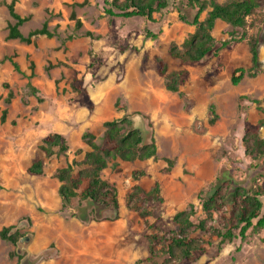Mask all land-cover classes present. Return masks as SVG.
I'll return each mask as SVG.
<instances>
[{
    "label": "rangeland",
    "instance_id": "374dc122",
    "mask_svg": "<svg viewBox=\"0 0 264 264\" xmlns=\"http://www.w3.org/2000/svg\"><path fill=\"white\" fill-rule=\"evenodd\" d=\"M3 1L11 0H0V22L12 23ZM83 1L16 0L15 11L30 17L19 28L24 36L44 21L57 35L39 36L29 45L0 40V233L9 229L7 235L15 238H0V264H20L27 253L31 259L40 256L36 264H134L148 257L145 236L171 228L175 213L192 204L196 217H202L197 194L208 193L221 170L228 169L235 179L252 172L241 139L245 122L254 125L264 117V0L246 19L245 28L247 38L260 40L261 73L245 75L235 87L230 84L233 70L250 65L247 41L198 63L170 56V47L180 46L194 30L178 19L176 6L184 0H168V7L154 13L152 21L110 17L104 13V0L74 5ZM71 12L80 30L74 29ZM230 30L217 21L212 35L225 40ZM85 31L91 32V39L81 35ZM4 57H12L26 75L33 62L35 76L27 80L1 61ZM157 58L168 72H185L177 93L165 90ZM48 63L61 65L47 70ZM8 92L12 98L5 103ZM210 104L217 115L212 125ZM124 114L131 115L144 134L149 132L146 142L154 139L156 154L145 161L116 160L115 167L109 163L100 178L115 188L118 208L107 207L101 219L91 208L84 220L87 199L78 191L63 206L55 172L82 160L88 150L83 133L99 138L104 122ZM259 132L264 138V126ZM53 133L64 137L68 150L46 157L39 150L41 139ZM167 160L173 162L168 171ZM37 161L42 174L29 175L27 169ZM155 184L162 203L149 207L141 219L127 209V195L135 186L149 191ZM21 222L26 228L17 229ZM27 233L32 242L17 256L16 241ZM205 241L206 252L190 264H264V230L248 233L243 242L233 240L220 251L215 249L216 238ZM162 259L142 264H161Z\"/></svg>",
    "mask_w": 264,
    "mask_h": 264
},
{
    "label": "trees",
    "instance_id": "16d2710c",
    "mask_svg": "<svg viewBox=\"0 0 264 264\" xmlns=\"http://www.w3.org/2000/svg\"><path fill=\"white\" fill-rule=\"evenodd\" d=\"M263 0H184L176 6L178 19L193 27L180 46L172 45L169 54L172 58L179 59L183 63H198L218 53L232 44L247 41L250 54L248 68H236L230 77V84L237 86L245 75L253 78L261 73L258 58L260 40L247 38L246 19L260 9ZM16 0L9 3L5 1V7L9 18L13 21L6 26V41L17 40L29 45L39 36L46 38L55 37L56 32L48 29L47 21L40 28L31 30L24 36L20 27L29 21L30 17L20 16L15 11ZM86 0L77 6L84 5ZM104 13L110 17L128 19L142 17L152 21L153 14L161 12L168 7V0H104ZM204 15L203 19L201 16ZM70 19L74 21V29L80 30L81 23L71 12ZM217 21L225 23L231 30L228 38L217 41L212 32ZM83 37L92 38L89 31L82 32ZM147 36V34H146ZM154 37V36H151ZM70 39V37L68 38ZM8 61L16 73L21 74L27 80L35 76L34 63L29 62V74H24L19 65L12 57H4L1 61ZM1 63V62H0ZM48 63L47 70L57 67ZM156 71L164 77V88L171 93H177L183 83L184 71H167L166 64L159 58L156 59ZM31 91L34 89L27 84ZM73 91H78V86L71 85ZM12 98L11 92L7 93L5 103ZM37 101L40 100L37 98ZM258 104V101H252ZM258 111L263 113L261 108ZM213 124L217 115L215 106L209 105ZM6 110L2 112V116ZM264 126V117L256 124L244 123L243 136L241 139L245 157L252 162V172L243 179H235L228 169L221 170L214 178L208 193L199 192L197 201L200 206L202 217H196L195 207L190 204L187 209L179 211L172 216V227L154 234L146 235L148 243V257L137 260L134 264L144 262L152 263L157 257L163 256L161 264H190L199 255L206 252L205 238H216V251H220L225 245L233 240L243 242L248 233H257L264 230V138L260 136V129ZM103 133L96 138L92 134L83 133L81 141L88 148L84 152L81 161H73L65 168L55 172V178L60 182L58 189L62 205L67 206L70 200L80 191L84 200L103 203L106 207L117 210L118 203L115 188L100 178V173L105 170L109 163L116 166V160L122 162L145 161L153 158L156 154L154 139L150 137L147 142L143 141L140 129L134 127L132 116L124 114L103 123ZM39 150L46 156L62 155L68 150L64 137L60 134H49L41 139ZM80 150L75 152L78 155ZM168 169L173 162L167 160ZM29 175H41L42 163L37 161L28 169ZM136 177V175H134ZM162 198L159 196V187L155 184L149 191L135 186L127 195L126 207L135 211L141 219L148 216V208L160 206ZM9 229H3L0 233L2 240L15 242L14 236H8ZM238 249H236L237 251Z\"/></svg>",
    "mask_w": 264,
    "mask_h": 264
},
{
    "label": "water",
    "instance_id": "95a60500",
    "mask_svg": "<svg viewBox=\"0 0 264 264\" xmlns=\"http://www.w3.org/2000/svg\"><path fill=\"white\" fill-rule=\"evenodd\" d=\"M134 127L140 129L143 141L146 142V139L150 135L149 132H146L144 134L140 127L138 126H134ZM91 208L94 210V217L96 219H101L103 216V213L107 210V207L103 203H98V202H94V201L87 199V201L85 202V206L83 208L82 219L84 220L87 219V211L90 210ZM26 226L27 225L24 222H21L20 224H18L17 229H24L26 228ZM11 233H14V230H11ZM32 239H33V236L30 233H27L21 236L20 238H18V240L16 241V249H15V253L17 256L21 257L23 256L24 253L27 252V247L31 244ZM39 259H40V256H38L35 259H31L30 255L27 253V255L20 260V264H36Z\"/></svg>",
    "mask_w": 264,
    "mask_h": 264
},
{
    "label": "crops",
    "instance_id": "0c3cea01",
    "mask_svg": "<svg viewBox=\"0 0 264 264\" xmlns=\"http://www.w3.org/2000/svg\"><path fill=\"white\" fill-rule=\"evenodd\" d=\"M10 19V18H9ZM9 21V20H8ZM10 22V21H9ZM8 23V22H7ZM7 23L4 22H0V40H2V38H5L7 31H6V26ZM16 40H10L8 42H14Z\"/></svg>",
    "mask_w": 264,
    "mask_h": 264
},
{
    "label": "bare ground",
    "instance_id": "6f19581e",
    "mask_svg": "<svg viewBox=\"0 0 264 264\" xmlns=\"http://www.w3.org/2000/svg\"><path fill=\"white\" fill-rule=\"evenodd\" d=\"M262 59L264 60V53L262 54Z\"/></svg>",
    "mask_w": 264,
    "mask_h": 264
}]
</instances>
